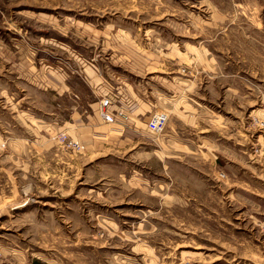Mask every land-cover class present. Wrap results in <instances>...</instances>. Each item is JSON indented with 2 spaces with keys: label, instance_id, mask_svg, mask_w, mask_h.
Instances as JSON below:
<instances>
[{
  "label": "rangeland",
  "instance_id": "rangeland-1",
  "mask_svg": "<svg viewBox=\"0 0 264 264\" xmlns=\"http://www.w3.org/2000/svg\"><path fill=\"white\" fill-rule=\"evenodd\" d=\"M0 264H264V0H0Z\"/></svg>",
  "mask_w": 264,
  "mask_h": 264
},
{
  "label": "built area",
  "instance_id": "built-area-1",
  "mask_svg": "<svg viewBox=\"0 0 264 264\" xmlns=\"http://www.w3.org/2000/svg\"><path fill=\"white\" fill-rule=\"evenodd\" d=\"M111 102L107 97H104L103 99L99 100L98 102V112L99 116L102 119V121L106 124L113 123L114 119L111 113L108 112V108L110 107ZM118 116L124 117L123 114L119 111L117 112ZM167 116L165 113H155L151 116L149 121L146 124V127L149 132L152 134H159L164 128L165 122H166ZM63 141V139H61ZM73 150L75 151H81L82 147L80 144L72 143L71 144Z\"/></svg>",
  "mask_w": 264,
  "mask_h": 264
},
{
  "label": "crops",
  "instance_id": "crops-1",
  "mask_svg": "<svg viewBox=\"0 0 264 264\" xmlns=\"http://www.w3.org/2000/svg\"><path fill=\"white\" fill-rule=\"evenodd\" d=\"M97 105H98V103H97ZM56 106H58V105H56ZM112 106V103H111V105H110V107L108 108V112L109 113H111L112 114V116H113V119H114V121H113V123H111V124H106V123H104L103 121H102V119L100 118V116H99V113L97 114V120H96V123H95V128H101L100 127V125L102 124V125H107V126H113V125H116V122L117 121H122V117L121 116H118V114H117V109H114V108H112L111 107ZM121 110V109H120ZM37 112H40L39 114H35L34 116L36 117L35 119L34 118H31L34 122H37L39 125H38V127H42V124H44V126L45 127H47V122H46V120H47V118H45V115H43L42 116V113H41V110H39V111H37ZM121 112V111H120ZM159 112H161V111H159ZM122 113V112H121ZM155 113H157V111L155 112ZM123 115H124V113H122ZM126 114H127V112H126ZM120 121V122H121ZM101 123V124H100ZM145 128H146V132L147 133H150V134H152L151 132H149L148 131V129H147V127H146V125H145ZM39 131V132H38ZM38 131H34V130H30L29 131V133H40V129L38 130ZM90 133H101L100 131H93V130H91L90 129ZM105 133H112V131H107V132H105ZM117 133H128V131L127 130H119V131H117ZM152 135H155V134H152ZM94 140L95 139H97L98 141V143L99 144H102V143H105L106 142V139L108 138V135H100L99 137H96L95 135H94ZM86 146V147H85ZM81 145V147H82V150L80 151V152H85V148H89L90 146L89 145ZM93 146V145H92ZM98 147H100V146H98Z\"/></svg>",
  "mask_w": 264,
  "mask_h": 264
}]
</instances>
